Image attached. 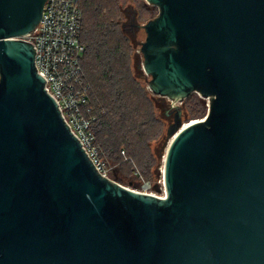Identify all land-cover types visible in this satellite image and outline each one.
Returning a JSON list of instances; mask_svg holds the SVG:
<instances>
[{
	"label": "water",
	"instance_id": "water-1",
	"mask_svg": "<svg viewBox=\"0 0 264 264\" xmlns=\"http://www.w3.org/2000/svg\"><path fill=\"white\" fill-rule=\"evenodd\" d=\"M45 1L0 0V264H264V0H145L148 88L208 99L170 104L164 198L101 176L45 91L19 38Z\"/></svg>",
	"mask_w": 264,
	"mask_h": 264
},
{
	"label": "trees",
	"instance_id": "trees-1",
	"mask_svg": "<svg viewBox=\"0 0 264 264\" xmlns=\"http://www.w3.org/2000/svg\"><path fill=\"white\" fill-rule=\"evenodd\" d=\"M78 2L85 46L81 67L89 85L91 128L101 155L127 168L132 161L140 175L150 178L157 158L152 142L160 139L164 122L156 114L153 97L131 68V42L121 31L119 0ZM138 4L137 17H153L154 8ZM190 110L194 119L202 118L204 100L193 98Z\"/></svg>",
	"mask_w": 264,
	"mask_h": 264
},
{
	"label": "built area",
	"instance_id": "built-area-1",
	"mask_svg": "<svg viewBox=\"0 0 264 264\" xmlns=\"http://www.w3.org/2000/svg\"><path fill=\"white\" fill-rule=\"evenodd\" d=\"M78 1L46 0L38 24L19 38L33 45L35 68L44 79V89L51 93L96 171L111 179V166L101 155L91 128L89 85L81 67L85 46ZM131 189L165 197L164 189L163 194L149 190L147 185Z\"/></svg>",
	"mask_w": 264,
	"mask_h": 264
},
{
	"label": "rangeland",
	"instance_id": "rangeland-1",
	"mask_svg": "<svg viewBox=\"0 0 264 264\" xmlns=\"http://www.w3.org/2000/svg\"><path fill=\"white\" fill-rule=\"evenodd\" d=\"M139 2L147 5L148 7L154 8L153 17H155L158 13V7L154 5H150L146 3L145 0H119L118 6H119V20H120V27L122 28L121 31L123 35L129 38L131 42V54H132V62H131V68L133 69V72L135 76L138 78L140 83L145 86L148 93L151 97H153L154 101L156 102V114L159 118H161L164 122L163 128H162V135L160 136V139L157 142H152L153 149L156 148L157 151V158L155 162V166L152 168V175L150 178H146L144 175H140L137 171L136 165L132 161V166L130 168H127L126 166H123L120 162H114L109 161V165L111 166V173L110 177L112 180H115L116 182L129 187V188H142L145 185L148 186V189L151 191L157 192V194H163L164 184H163V156L165 153V148L167 143L169 142L168 136H167V130L170 125H172L175 122V116L176 111L170 108V104H172V100L168 97H160L158 95L153 94L150 89L148 88V80L150 79V76L147 75L144 70L140 67L142 64V56L139 52V44L142 40L145 38V32L142 28L136 27V25L133 26L132 30L129 29V16L132 15L135 17V23L143 24L147 20L153 18L145 17V18H139L137 17L138 10H139ZM123 24V26H122ZM129 24V25H128ZM201 98L204 100L206 105V112H207V104L208 99L202 98L198 93L192 92L188 97L183 99L182 101H177L176 105H178L179 108V117L181 120V123L185 125V123L189 122L191 119L195 118V115L192 114L190 108H191V101L193 98ZM200 118V117H196ZM135 170L136 172H132V170ZM135 174V175H134Z\"/></svg>",
	"mask_w": 264,
	"mask_h": 264
},
{
	"label": "flooded vegetation",
	"instance_id": "flooded-vegetation-1",
	"mask_svg": "<svg viewBox=\"0 0 264 264\" xmlns=\"http://www.w3.org/2000/svg\"><path fill=\"white\" fill-rule=\"evenodd\" d=\"M130 18H129V21H128V23L130 24H128L129 25V29L130 30H132V28H133V26H134V23H135V19H134V16H133V13H132V15L131 16H129Z\"/></svg>",
	"mask_w": 264,
	"mask_h": 264
},
{
	"label": "bare ground",
	"instance_id": "bare-ground-1",
	"mask_svg": "<svg viewBox=\"0 0 264 264\" xmlns=\"http://www.w3.org/2000/svg\"><path fill=\"white\" fill-rule=\"evenodd\" d=\"M172 104L174 105V106H176V102H174L173 100H172ZM195 119H191L189 122H193ZM189 122H187V123H185V125H187ZM184 124H183V126H185Z\"/></svg>",
	"mask_w": 264,
	"mask_h": 264
}]
</instances>
